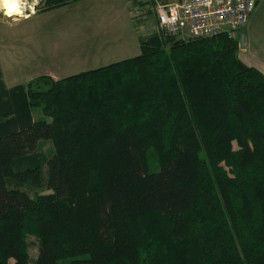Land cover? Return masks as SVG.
I'll list each match as a JSON object with an SVG mask.
<instances>
[{"label": "trees", "instance_id": "trees-1", "mask_svg": "<svg viewBox=\"0 0 264 264\" xmlns=\"http://www.w3.org/2000/svg\"><path fill=\"white\" fill-rule=\"evenodd\" d=\"M139 42L61 79L0 65V264H264V72L226 34Z\"/></svg>", "mask_w": 264, "mask_h": 264}, {"label": "rangeland", "instance_id": "rangeland-1", "mask_svg": "<svg viewBox=\"0 0 264 264\" xmlns=\"http://www.w3.org/2000/svg\"><path fill=\"white\" fill-rule=\"evenodd\" d=\"M144 1L130 0L132 14L117 0H77L49 10L46 0H20V14L14 16L0 8V59L8 85L27 84L49 69L69 76L139 54L140 35L158 29L149 14L138 23L133 20L138 10L150 5ZM245 31V44L248 41L250 46L239 51L250 60L264 59V5ZM126 49L129 51L123 54ZM33 112L36 118L43 116L41 107ZM40 147L44 153L52 151L50 141ZM38 192L49 191L44 187L31 190L32 194ZM28 241L33 262L38 241L32 236Z\"/></svg>", "mask_w": 264, "mask_h": 264}, {"label": "built area", "instance_id": "built-area-1", "mask_svg": "<svg viewBox=\"0 0 264 264\" xmlns=\"http://www.w3.org/2000/svg\"><path fill=\"white\" fill-rule=\"evenodd\" d=\"M133 16L142 21L148 14L157 22V30L179 37H214L226 34L239 38L240 32L259 0H154Z\"/></svg>", "mask_w": 264, "mask_h": 264}, {"label": "crops", "instance_id": "crops-1", "mask_svg": "<svg viewBox=\"0 0 264 264\" xmlns=\"http://www.w3.org/2000/svg\"><path fill=\"white\" fill-rule=\"evenodd\" d=\"M105 1H106V0H105ZM114 1H115V0H114ZM117 1H119L118 4H121L120 6H121L122 9H125V10H127L130 14H132V13H131V10H132V6H131V5H132V4H131L130 0H117ZM263 5H264V0H259L256 9H255L254 12L251 14V16H250V18H249V20H248V22H247V25L250 24V23L252 22V20L254 19V17H256V14L258 13L259 9H260ZM131 16H132V15H131ZM247 25H246V26H247ZM245 28H246V27H245ZM139 46H140V43H139ZM248 46H250V44H249L248 41H246L245 48H247ZM126 48H127V47H126ZM243 50H245V49L243 48ZM128 51H129L128 49L124 50V51H123V54H127ZM140 51H141V48H140ZM139 54H140V53H139ZM137 55H138V54H137ZM134 56H136V55H134ZM134 56H126V55H125V56L123 57V59L130 58V57H134ZM239 57H240L245 63H247L248 65H250V66H254V67L258 68L259 70H261L262 72H264V59H261V58L257 57V58H254L253 60H250V59L247 58L246 54H243V53H242V50L239 51ZM120 60H122V59H120ZM0 65H1L2 72H3V80H4L5 84H6V86H7V87H12V86H14V85H12V86H9V85H8V81H7V78H6V73L4 72V69H3L2 64H1V59H0ZM41 75H50V76H52V77L55 78V79H61V78H63V77H67V76H68V75H64V74L62 73V71L60 72V70L58 71V70H53V69H49L48 71L42 73ZM15 85H16V84H15Z\"/></svg>", "mask_w": 264, "mask_h": 264}, {"label": "clouds", "instance_id": "clouds-1", "mask_svg": "<svg viewBox=\"0 0 264 264\" xmlns=\"http://www.w3.org/2000/svg\"><path fill=\"white\" fill-rule=\"evenodd\" d=\"M0 8H6L8 14L20 10L18 0H0Z\"/></svg>", "mask_w": 264, "mask_h": 264}, {"label": "water", "instance_id": "water-1", "mask_svg": "<svg viewBox=\"0 0 264 264\" xmlns=\"http://www.w3.org/2000/svg\"><path fill=\"white\" fill-rule=\"evenodd\" d=\"M248 22V21H247ZM247 22L244 26V28L242 29L241 33H240V38H239V42H240V47L244 48L245 47V39H246V31H245V27L247 25Z\"/></svg>", "mask_w": 264, "mask_h": 264}, {"label": "bare ground", "instance_id": "bare-ground-1", "mask_svg": "<svg viewBox=\"0 0 264 264\" xmlns=\"http://www.w3.org/2000/svg\"><path fill=\"white\" fill-rule=\"evenodd\" d=\"M18 3H20V0H18ZM1 9H3V10L5 11L6 14H8L6 8H1ZM19 14H20V11H14V12H12V13L10 14V16L19 15ZM8 15H9V14H8ZM28 15H29V14H27V16H28Z\"/></svg>", "mask_w": 264, "mask_h": 264}, {"label": "snow or ice", "instance_id": "snow-or-ice-1", "mask_svg": "<svg viewBox=\"0 0 264 264\" xmlns=\"http://www.w3.org/2000/svg\"><path fill=\"white\" fill-rule=\"evenodd\" d=\"M11 13H9V15H10Z\"/></svg>", "mask_w": 264, "mask_h": 264}]
</instances>
